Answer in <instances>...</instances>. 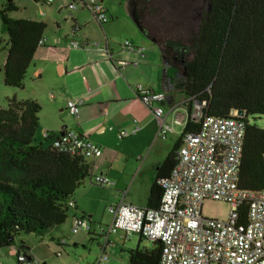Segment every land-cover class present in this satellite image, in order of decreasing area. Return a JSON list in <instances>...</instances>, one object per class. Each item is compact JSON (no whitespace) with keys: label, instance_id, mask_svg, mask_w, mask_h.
Instances as JSON below:
<instances>
[{"label":"crops","instance_id":"1","mask_svg":"<svg viewBox=\"0 0 264 264\" xmlns=\"http://www.w3.org/2000/svg\"><path fill=\"white\" fill-rule=\"evenodd\" d=\"M101 1L108 16L106 22L99 23L87 9L78 8L62 17L64 26L60 35L43 33V43L33 54L23 86L12 93L19 100L31 99L40 105L37 130L38 136L47 141L44 146L62 130L73 129L102 150L101 156L84 160L90 168L89 184L84 186L83 180L73 193L70 199L74 207L69 208L72 211L65 221L49 229L39 240L26 238L24 242H15L12 250H7L14 260L18 244L23 243L28 247L27 254L40 264H52L53 255L60 257L61 264H94L101 250L108 254L106 264H127L129 249L151 248L154 244L137 234L125 238L117 231L108 234V244L103 246L96 230L70 231L74 217L85 216L90 220L96 216V203L102 200L94 197L95 191L101 193L108 206L117 202L146 206L155 178L169 173V170L159 173V166L170 152L175 154L173 149L188 117L186 100L174 85L176 75L168 72L170 65L163 53V41L144 25L143 13L138 20L129 0V10L122 9L121 2L111 5V0ZM124 40L140 51L125 49ZM71 41L78 42L79 47H72ZM107 53H111V58ZM135 85L164 93L165 99L160 104L162 119L172 124L165 137L157 135L158 119L139 100ZM68 100L77 101V116L66 111ZM175 118L179 121L175 122ZM122 130L128 134L119 138L118 132ZM95 175L107 178L111 185L94 183ZM111 220L108 214L107 221L100 225H108ZM60 239L65 243L60 244ZM92 243H96L98 251L89 261L81 263L78 260L84 256L83 251L92 252ZM2 252L0 257H5Z\"/></svg>","mask_w":264,"mask_h":264},{"label":"trees","instance_id":"2","mask_svg":"<svg viewBox=\"0 0 264 264\" xmlns=\"http://www.w3.org/2000/svg\"><path fill=\"white\" fill-rule=\"evenodd\" d=\"M129 1L141 19V10L150 0ZM16 10L12 0L0 6L1 29L7 35L3 83L21 88L46 24L11 18L9 13ZM162 49L164 56L171 49L182 62L183 72L174 85L186 100L188 115L194 103L201 101H205L203 113L207 115L227 117L233 110L242 112L244 136L237 186L264 189V128L255 122L264 117V0H207L196 34L185 42L165 39ZM39 111L35 100L14 96L0 107V248L14 245L20 234L42 236L62 224L69 209L67 201L90 174L84 160L59 152L51 143L33 144ZM198 127L188 117L173 151L185 134ZM174 162L170 152L159 173L170 171ZM160 197L154 182L146 206L157 207ZM245 216L246 206L241 205L238 221L243 222ZM17 251L27 254L28 247L20 243ZM127 255V264H158L160 244L137 246Z\"/></svg>","mask_w":264,"mask_h":264},{"label":"built area","instance_id":"3","mask_svg":"<svg viewBox=\"0 0 264 264\" xmlns=\"http://www.w3.org/2000/svg\"><path fill=\"white\" fill-rule=\"evenodd\" d=\"M64 8L68 14L78 8H85L97 22L108 20L101 0H71ZM42 43L43 38L38 41V44ZM71 46L76 48L79 44L71 41ZM123 47L129 51H140L128 40L123 41ZM124 63L119 61V64ZM134 91L158 119L157 135L165 137L172 130V124L162 119L160 104L165 99L164 93L142 85H135ZM204 106L205 101L194 103L187 116L199 123L198 130L181 138L169 173L155 178L161 190L158 206L152 208L123 202L108 206L107 211L112 216L110 224L95 225L103 246L108 244L109 233L121 231L125 238L137 234L148 241L158 242V264H264V189L246 190L237 186L244 136L243 117L235 110L227 117L207 115L203 113ZM65 109L70 115L77 116V101L68 100ZM178 121L175 118V122ZM127 134V131L122 130L118 132V137ZM51 146L82 160L94 159L102 154L97 144L73 129L56 134ZM93 182L111 185L102 175H95ZM206 199L228 203L230 209L227 219L204 217L201 206ZM241 205L246 206L243 222L238 221V207ZM67 206L74 207V202L69 199ZM92 230L89 218H73L72 233H90ZM58 242L64 244L65 240L60 239ZM107 261V252L101 250L94 264H106ZM15 262L40 264L39 260L20 251L15 254Z\"/></svg>","mask_w":264,"mask_h":264},{"label":"rangeland","instance_id":"4","mask_svg":"<svg viewBox=\"0 0 264 264\" xmlns=\"http://www.w3.org/2000/svg\"><path fill=\"white\" fill-rule=\"evenodd\" d=\"M8 0H0V6L6 3ZM17 6V10L10 12L9 16L13 19H41L45 22L46 28L44 30V36L47 34L60 35L63 31V16L68 15L64 8L59 9L65 3L71 0H52L51 2H46L44 0H12ZM121 2L122 9L129 10V5L127 0H111V5H115ZM207 7V0H150L145 7L141 10L143 13V23L146 27L150 29L151 34L162 39H172L186 41L190 37L196 34L199 19L201 13ZM148 18V19H147ZM155 18V19H154ZM70 22V19L68 18ZM156 22V23H155ZM152 23V24H151ZM61 26L59 29L58 26ZM7 48V35L2 32L1 21H0V107L6 105V98L12 96L13 91L18 90L15 87L6 86L3 83V62L6 55ZM175 54L168 50L165 59L167 60L169 66V74L176 75L179 77L182 72V62L178 59L173 58ZM191 54L187 56L189 59ZM255 122L260 127L264 128V117H258ZM33 144H42L43 146L47 144V141L38 136V130L34 134ZM89 184V177L84 179L83 185ZM101 193L98 191L94 192V197L100 198L102 201H97L96 206V216L91 217L92 229L95 230V225L103 224L108 219V214L106 211L107 204H104V199L100 197ZM230 205L224 201L206 199L202 202L201 214L204 217L210 219L226 220L228 216V211ZM72 211L68 209L67 214ZM30 239H40L37 234H20L15 238V242H24ZM145 240H142L144 242ZM90 249L91 251H83L84 256L79 259L81 263H86L91 259L93 254L98 251L96 243H92ZM0 250H4L6 256L0 257L2 264H15L14 257L9 256L7 250H12L11 246L2 247ZM6 251V252H5ZM62 255L64 256V251L61 249ZM54 259L52 264H61L60 257L53 255ZM75 262H73L74 264Z\"/></svg>","mask_w":264,"mask_h":264},{"label":"water","instance_id":"5","mask_svg":"<svg viewBox=\"0 0 264 264\" xmlns=\"http://www.w3.org/2000/svg\"><path fill=\"white\" fill-rule=\"evenodd\" d=\"M107 56L109 57V58H111V53H107ZM237 114H239V115H242V112L241 111H237Z\"/></svg>","mask_w":264,"mask_h":264},{"label":"flooded vegetation","instance_id":"6","mask_svg":"<svg viewBox=\"0 0 264 264\" xmlns=\"http://www.w3.org/2000/svg\"><path fill=\"white\" fill-rule=\"evenodd\" d=\"M174 54H175V55H174V58L180 60V59L178 58L179 56H178L176 53H174ZM180 61H181V60H180Z\"/></svg>","mask_w":264,"mask_h":264}]
</instances>
